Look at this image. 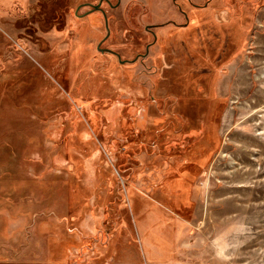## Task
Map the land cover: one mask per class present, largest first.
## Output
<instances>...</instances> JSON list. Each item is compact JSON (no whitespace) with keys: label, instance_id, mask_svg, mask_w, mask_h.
Returning <instances> with one entry per match:
<instances>
[{"label":"rangeland","instance_id":"obj_1","mask_svg":"<svg viewBox=\"0 0 264 264\" xmlns=\"http://www.w3.org/2000/svg\"><path fill=\"white\" fill-rule=\"evenodd\" d=\"M83 1L0 13V264H264V0Z\"/></svg>","mask_w":264,"mask_h":264},{"label":"flooded vegetation","instance_id":"obj_2","mask_svg":"<svg viewBox=\"0 0 264 264\" xmlns=\"http://www.w3.org/2000/svg\"><path fill=\"white\" fill-rule=\"evenodd\" d=\"M119 0H116L115 3H112L111 0H97L96 2H93V1H83V2H80L79 4H77V7H76V10L79 8V7H86V9L82 12V13H77L76 10L74 11V14L76 15H82L83 16H87L88 18L87 19H91L93 18L92 14H94L95 12H99L102 19H103V23H104V29H105V35L103 36V38L106 39V37L109 35V28H108V23H107V15H106V12L105 10L102 8L103 7V4L105 3L107 6L109 7H114L118 4ZM180 8V6H179ZM179 12H181V15L184 17V23L186 24V15H185V12L183 9H179ZM92 15V16H91ZM152 27H155L152 25ZM152 27H147V29H151ZM152 34H154L153 32H151ZM155 38V37H154ZM102 44V41L98 42L97 43V50H99L100 52H109L111 54H114L117 59L120 61V62H123L124 60L125 61H128L127 59H121L120 56L115 53L114 51L108 49V48H105V47H101L100 45Z\"/></svg>","mask_w":264,"mask_h":264},{"label":"crops","instance_id":"obj_3","mask_svg":"<svg viewBox=\"0 0 264 264\" xmlns=\"http://www.w3.org/2000/svg\"><path fill=\"white\" fill-rule=\"evenodd\" d=\"M23 0H0V13L12 11L17 5H21Z\"/></svg>","mask_w":264,"mask_h":264}]
</instances>
